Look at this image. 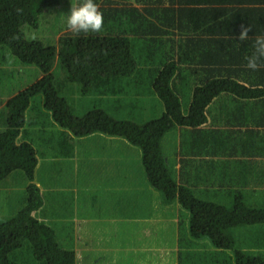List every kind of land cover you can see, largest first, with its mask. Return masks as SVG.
Listing matches in <instances>:
<instances>
[{
	"label": "trees",
	"instance_id": "1",
	"mask_svg": "<svg viewBox=\"0 0 264 264\" xmlns=\"http://www.w3.org/2000/svg\"><path fill=\"white\" fill-rule=\"evenodd\" d=\"M81 2L0 0L2 68L12 63L32 65L41 75L0 108V182L20 171L27 195L23 209L0 221V264H26L24 243L40 264H76L75 252L56 235L49 221L36 215L40 210L42 217L51 213L45 208L51 191L42 193L39 186L46 182L67 186V178L77 184L80 193L96 187L92 193L103 201L111 183L107 174L119 172L122 159L135 162L145 181L160 194L162 214L176 205L188 213L192 241L209 242L233 264H264V252L248 255L235 247L234 239L241 236L253 244L251 251L264 250V112L256 114L262 110L257 102L256 106L252 101L242 105L243 100L264 101V67L251 70L245 59L254 52L255 37L264 36V0H95L103 12V30L75 34L67 28V18L71 3ZM52 13L53 34L61 33L57 43L48 36L26 40L21 26L45 27L52 23L46 21ZM242 24L252 27L245 41L236 39ZM142 55L144 59L137 60ZM54 67L62 70L69 83L109 90L112 95L126 85L140 87L143 84L137 79L148 72L164 111L141 125L115 120L96 108L76 117L57 94ZM7 75L0 78L6 80ZM38 94L44 110L61 129L56 138L38 128L39 122L28 123L27 111ZM184 97L188 98L185 112ZM225 122L235 129H219ZM28 124L33 131L26 129ZM189 135H197L192 154L205 151L204 155L240 158L233 161V173L230 166L223 168L218 189L192 191L177 184L165 154L176 137L189 140ZM220 136L230 140L225 147L208 145ZM111 138L125 140L137 150V159L133 154V158L114 155L103 145ZM35 143L52 150L53 157L42 150L37 155ZM75 143L83 153L77 161L73 160ZM110 159L113 170L108 166ZM45 173L50 176L43 182ZM246 185L254 190L245 189ZM201 193L207 200L199 197Z\"/></svg>",
	"mask_w": 264,
	"mask_h": 264
},
{
	"label": "crops",
	"instance_id": "2",
	"mask_svg": "<svg viewBox=\"0 0 264 264\" xmlns=\"http://www.w3.org/2000/svg\"><path fill=\"white\" fill-rule=\"evenodd\" d=\"M14 67L21 69L15 63L9 64L7 68L4 67L3 69L14 70ZM5 74L6 72L2 73V76ZM9 98L0 99V108L3 107ZM249 101L254 102L256 106V102L260 100H243L242 105L244 106ZM259 107H262V110L259 111L264 112V104H259ZM218 128L222 130L235 129L234 126L228 125L226 122ZM186 138L192 142L176 137L175 142L171 143L165 154L166 161L174 167V176L177 184L186 186L192 191L196 189L212 190L210 188L212 186L218 189L221 183V171L223 168L230 166V172L233 173V161L240 158L230 157V155H204L205 151L192 154L191 147L193 146L197 149V145L194 143L197 135H189ZM229 141L225 136H220L212 139L211 144L208 145L225 147ZM103 145L111 149L112 153L117 157L124 156L126 158L130 156L133 158V154L137 159V150L129 146L121 138H111ZM204 147L205 144L202 142V148ZM81 155L83 153H80L79 150H74L73 160H79V156ZM108 166L110 170H113L111 159ZM119 166L121 170L118 172V169H116L117 174L115 176L114 171H109L107 174L111 183L109 188L107 187L108 197L106 196V200L104 199L103 201L99 198L100 196L92 193V190L97 189L96 187L89 192L82 189V191L87 193H80L77 184H68L66 186L58 183L60 186H48L49 184L46 183L45 186L38 185L42 193L51 191L52 197L56 198V202L59 201L60 205L57 211L58 222L72 224L69 230L76 235V245L72 247V250L75 252L76 264H85L89 260L91 263V256L93 254L99 253L102 248H107L103 245L102 239H111L113 235H116L118 226L115 225H111V232L108 229L98 228L96 232L91 233L92 236L88 235L87 230L81 227L85 224L101 223L104 221L112 222V224H123L124 234L121 238L124 239H130L129 234L133 232V228L136 227V231H138L139 226H141L143 233L145 229H150V227H153V229L157 227L159 231L162 229L166 233L163 237L169 239V242L161 244L160 237L155 239L148 235L147 245L143 246L140 252L139 250L134 252L136 257L131 258V261L130 258H127L124 264H160L158 253L164 251L161 249L162 246L166 247L170 260L172 254H175L176 259L171 261V264H233L232 259L226 258V255L222 251L212 248L209 242H196L189 238L187 228L188 213L179 209L178 205L169 206V209L166 208L167 214L161 213L160 194L145 181L141 168L137 167L135 162L122 159ZM103 172L106 174L108 170H104ZM244 188L250 191L254 190V188H250V185H246ZM79 195H81L80 199L78 198ZM84 197L85 199H83ZM199 197L206 199V194L201 193ZM113 204L115 208H112ZM45 208L47 211L51 209L49 205H46ZM96 209H102L104 212L99 214ZM117 209L118 211L113 213ZM36 215L40 220L48 223L49 217H42L41 210ZM104 218L107 220H104ZM162 221L168 224L163 225ZM262 229L260 228V230ZM116 237L118 238V236ZM63 243L67 245L65 242ZM109 250L117 251L114 247H110ZM117 253L118 255H123V252L117 251ZM104 262L105 264H115L116 259L104 260Z\"/></svg>",
	"mask_w": 264,
	"mask_h": 264
},
{
	"label": "rangeland",
	"instance_id": "3",
	"mask_svg": "<svg viewBox=\"0 0 264 264\" xmlns=\"http://www.w3.org/2000/svg\"><path fill=\"white\" fill-rule=\"evenodd\" d=\"M54 16L55 13L48 14L46 21L48 23H52L45 27H42V24H40L39 27L34 29L28 24H23L20 28L21 33L26 40L42 39L43 37L48 36L49 38H52L53 43L56 44V39L61 35V33H57L56 36L53 34L54 30L56 29V25L54 24L53 20ZM45 40L44 44H48V41ZM7 52L9 51L7 50ZM143 59L144 55L137 57V60ZM2 63L3 62L0 60V75L4 72H9V76H6L7 78H9L6 80L0 78V99L12 97L29 85L34 84L41 76L40 71L36 66L27 65L22 66L21 69H16L14 67V70H4L2 68ZM55 67L53 69V75L55 78L54 83L57 94L59 97H62L67 101L73 115L76 117H83L89 111L96 108L104 111L115 120L128 121L141 125L146 121L159 118L164 111L162 102L154 94L151 88V85L149 83L150 74L148 72L141 73L142 78L137 79L143 84L140 87L131 88L130 85H126L121 87L122 90L119 93H117L116 95H112L109 90L83 88V86L79 83H69L65 80V74L62 72V70ZM257 103L264 104V101H257ZM187 104L188 98L184 97L182 99L183 112H185ZM258 111L259 109L257 110L256 114L258 113ZM27 119L28 123H31L33 121L39 122L40 125L38 126V128L45 129L53 138H56L58 135H60L61 129L57 124L53 122L50 113L43 108L41 94H38L34 98H32L30 108L27 111ZM30 125L31 124H28L26 129L29 131H33V126ZM167 134L168 133H166V135ZM73 146H75L74 150H78V143H75ZM34 149L37 155H40L41 150L46 156L50 158L53 157L52 155H54V152L52 150L42 148L38 143L34 144ZM57 165L58 164H54V166ZM63 169L66 171L65 173H67V166H65ZM57 172L59 174L62 171ZM116 174L117 172H114V176ZM46 175L50 176L49 173L43 174V182L45 181ZM61 178L65 179L66 177L62 175ZM46 183L44 184V186L46 185ZM66 183L71 184V182L68 181L67 178ZM24 187L25 178L20 171L12 172L5 180L0 182V221L13 217L19 210L25 207L27 195ZM256 196L257 194L255 193L254 197ZM48 205L51 207V213L49 215V225L55 229L56 235H58L65 241V243L69 246L68 248L72 249V247H75L76 245V235H74L69 230V227H72V224H62L58 222L57 211L60 203L59 201L56 202V198L52 197V194H50L49 196ZM247 205L251 207V205ZM117 211L118 209L113 213ZM104 220L107 219L104 218ZM162 224L167 225L168 223L162 221ZM111 225L118 226L116 235H113V238L111 239L103 238V245L107 248H102L99 253H92V262L90 263L89 260L85 264H105L104 260L106 261L114 258L116 259L115 264H124L127 258H130L131 261V258L136 257V254L134 252H136L137 250H139L140 252V249L143 248V246L147 245L146 241L148 235L154 237L155 239L160 237L161 244L169 242L168 238L163 237L166 233L162 229L159 231L157 227H155L154 229L153 227H150V229H145L144 233L141 230V226H139L138 231H136V227H132L133 232L129 234L130 239L121 238L124 234V225L120 223L112 224V222L104 221L101 223L85 224L81 227L87 230L88 235L92 236L91 233L96 232L98 228H103L105 230L108 229V231L111 232ZM116 236H118V238ZM234 239L236 241L235 247L243 250L247 254L249 253L248 255L253 256L264 252L263 249H254L253 251H251V249L254 248V245L244 238H241V236H235ZM23 246L25 248V251H23V260L25 261V263L40 264L39 261L34 258L33 254L27 250L26 243H24ZM110 247L116 248L118 252H123V255H118L116 250L110 251ZM161 249H163L164 251L158 253L160 264H171V261H174L176 259L175 254H172L170 260L166 252V247L162 246ZM84 252L85 254H87L86 251Z\"/></svg>",
	"mask_w": 264,
	"mask_h": 264
},
{
	"label": "clouds",
	"instance_id": "4",
	"mask_svg": "<svg viewBox=\"0 0 264 264\" xmlns=\"http://www.w3.org/2000/svg\"><path fill=\"white\" fill-rule=\"evenodd\" d=\"M104 16L100 6L95 0H82L80 4L71 3L70 12L67 18V28L75 33H100L103 30ZM252 31L251 25H241L240 34L236 39L245 41ZM254 52L246 57V67L251 70H258L264 67L261 61L264 60V36L255 37Z\"/></svg>",
	"mask_w": 264,
	"mask_h": 264
}]
</instances>
